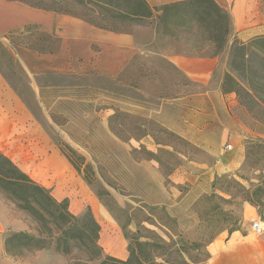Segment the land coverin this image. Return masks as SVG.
Segmentation results:
<instances>
[{
  "label": "rangeland",
  "instance_id": "rangeland-1",
  "mask_svg": "<svg viewBox=\"0 0 264 264\" xmlns=\"http://www.w3.org/2000/svg\"><path fill=\"white\" fill-rule=\"evenodd\" d=\"M17 1L89 15L71 0ZM99 23L131 32L139 45L113 76L85 62L75 70L68 64L64 71L32 72L21 52L55 51L58 40L37 27L0 37V99L13 121L1 129L0 143L4 153L16 155L8 159L55 200L65 201L74 217L90 210L100 228V255L84 244L86 238L70 241L63 253L52 219L37 220L0 188L5 227L0 264L126 260L136 240L154 244L155 263L203 264L206 246L238 228L245 205L264 210V97L257 102L231 92L239 82L264 93L257 84H264V63L250 56L243 67L230 68L229 36L220 51L199 24H169L166 30L156 15L138 23ZM215 56L217 65L205 78L191 77L177 65L179 59ZM250 66L255 76L243 73ZM14 139L34 144L42 157L20 156ZM20 232L34 239L12 238Z\"/></svg>",
  "mask_w": 264,
  "mask_h": 264
},
{
  "label": "crops",
  "instance_id": "crops-1",
  "mask_svg": "<svg viewBox=\"0 0 264 264\" xmlns=\"http://www.w3.org/2000/svg\"><path fill=\"white\" fill-rule=\"evenodd\" d=\"M151 7L161 6L185 0H145ZM225 10L230 18V34L225 55L234 39H253L264 36V0H213ZM28 27H37L53 35L58 40L55 51H22L23 60L32 72L48 70L64 71L83 68L84 62L107 76L124 67L137 52L139 45L131 32H117L101 29L86 19L66 12H56L45 8L31 6L17 0H0V37L21 31ZM93 46L98 47L96 51ZM219 57H200L179 59L181 70L191 77L210 75L217 65ZM69 61V63H67ZM67 63V64H66ZM83 63V64H82ZM81 64V65H79ZM75 66V67H73ZM0 99V132L3 126L13 125L4 113ZM3 102V101H2ZM17 124V122L15 123ZM24 157H42V151L23 145L25 140H11ZM4 153V145L0 143ZM6 158L13 154L4 153ZM263 226L256 233L252 223ZM5 227L0 222V260L4 253ZM206 259L203 264H264V210L249 205L243 207L238 228L231 232H221L206 246Z\"/></svg>",
  "mask_w": 264,
  "mask_h": 264
},
{
  "label": "trees",
  "instance_id": "trees-1",
  "mask_svg": "<svg viewBox=\"0 0 264 264\" xmlns=\"http://www.w3.org/2000/svg\"><path fill=\"white\" fill-rule=\"evenodd\" d=\"M63 1V0H55ZM79 6H83L89 15H85V19L103 29L99 21H102L110 26L123 24L125 22L138 23L139 21L152 18L156 15L159 22L163 24L167 30L169 24L174 26L188 24L203 25L204 32L207 33L208 39L219 44L220 51L223 49L227 38L230 34V18L225 10L220 8L213 0H185L165 4L156 7H150L144 0H71ZM160 13V14H159ZM98 19L99 21H96ZM250 53H249V52ZM250 56H258L259 60L264 63V36L256 37L241 43L233 40L228 54V62L231 67H236V64L245 65V61ZM237 58L240 63L234 62ZM233 63V65H232ZM263 70H264V65ZM255 73L253 66L248 67L247 71L243 72L246 75ZM257 70V69H256ZM257 72V71H256ZM256 75V74H255ZM253 75V76H255ZM227 78H231L230 73H226ZM261 77V76H259ZM258 86L264 84L257 83ZM235 90L231 91L234 94L242 93L247 100L259 102L263 100L264 93L261 88L251 90L239 82L236 83ZM248 88V89H247ZM66 149H69L65 147ZM61 152L62 149H61ZM71 166L77 173L82 174L81 166L74 159L64 152ZM72 154H74L72 152ZM81 162L82 157H77ZM86 168H89L87 165ZM0 188L8 192L18 203L19 208L34 215L37 220L45 222L46 218H51L55 227L60 231V235L55 239L57 248H64L63 253H68L70 241H83V238L88 239V244L93 248L95 256L100 255V249L97 248V239L99 234V225L94 220L90 210H88L81 218L74 217L67 209L65 201L58 202L50 193V190L36 184L30 178L21 172L8 158L0 153ZM51 236V235H50ZM13 239L27 238L32 241L34 238L24 232H20L12 236ZM45 240V238L41 239ZM152 243H141L136 240L133 245L129 246V255L126 260H119L108 257L102 260L99 264H162L155 263L151 248Z\"/></svg>",
  "mask_w": 264,
  "mask_h": 264
},
{
  "label": "built area",
  "instance_id": "built-area-1",
  "mask_svg": "<svg viewBox=\"0 0 264 264\" xmlns=\"http://www.w3.org/2000/svg\"><path fill=\"white\" fill-rule=\"evenodd\" d=\"M228 148H230V146H228ZM252 229L256 232V233H259L263 230V226L259 225L258 223L256 222H253L252 223Z\"/></svg>",
  "mask_w": 264,
  "mask_h": 264
}]
</instances>
